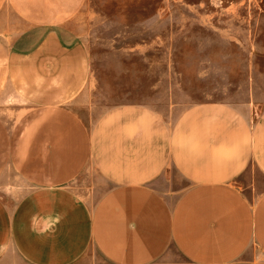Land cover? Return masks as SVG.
<instances>
[{"label": "crops", "instance_id": "0c3cea01", "mask_svg": "<svg viewBox=\"0 0 264 264\" xmlns=\"http://www.w3.org/2000/svg\"><path fill=\"white\" fill-rule=\"evenodd\" d=\"M87 1L0 0V264H75L90 248L108 264L264 257V189L236 183L264 176V109L204 101L170 123L124 103L87 125L74 110L91 76ZM89 166L109 185L94 204L73 187ZM169 166L188 182L174 198L151 183Z\"/></svg>", "mask_w": 264, "mask_h": 264}, {"label": "rangeland", "instance_id": "374dc122", "mask_svg": "<svg viewBox=\"0 0 264 264\" xmlns=\"http://www.w3.org/2000/svg\"><path fill=\"white\" fill-rule=\"evenodd\" d=\"M78 24L91 76L74 110L87 125L124 103L147 105L170 123L204 101L264 109V0H88ZM96 176L89 166L73 183L89 204L109 188ZM151 183L174 198L188 182L169 166ZM236 183L254 199L264 176L251 168ZM75 264L108 262L90 248ZM237 264H264V257L251 247Z\"/></svg>", "mask_w": 264, "mask_h": 264}]
</instances>
